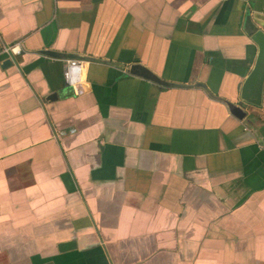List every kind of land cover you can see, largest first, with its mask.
<instances>
[{
    "label": "crops",
    "instance_id": "crops-1",
    "mask_svg": "<svg viewBox=\"0 0 264 264\" xmlns=\"http://www.w3.org/2000/svg\"><path fill=\"white\" fill-rule=\"evenodd\" d=\"M247 16L264 0H0V264H264V141L226 103ZM44 48L123 66L83 60L77 95Z\"/></svg>",
    "mask_w": 264,
    "mask_h": 264
},
{
    "label": "water",
    "instance_id": "water-1",
    "mask_svg": "<svg viewBox=\"0 0 264 264\" xmlns=\"http://www.w3.org/2000/svg\"><path fill=\"white\" fill-rule=\"evenodd\" d=\"M245 31L248 35H250L251 39L255 42L258 47V55L256 58L255 66L251 73L248 75L246 80L243 83L241 89V95L238 101L227 100L226 103L230 110V113L234 115L236 118L245 121L256 133L258 137L263 139L264 141V123L258 124L256 119L257 117L254 115H250L248 112L249 106H262L263 100V91H264V30L260 29L252 19L247 16L245 22ZM40 54H43L48 57L56 58V59H79L85 61H95L101 63H108L115 66H123L115 61H111L108 59H102L98 57H93L90 55H84L79 53H68L55 51L52 49H41L39 51ZM13 64V61L8 58L4 61L3 67H9ZM127 72L147 79L149 81L155 82L164 86H182L184 84L174 83L167 81L160 77L155 71H153L149 66L145 65L142 62H134L129 65L127 68ZM193 86L201 87L205 89L210 95L213 96L212 92L207 88L204 83H195ZM57 98L56 93H53L49 99L54 100Z\"/></svg>",
    "mask_w": 264,
    "mask_h": 264
},
{
    "label": "built area",
    "instance_id": "built-area-1",
    "mask_svg": "<svg viewBox=\"0 0 264 264\" xmlns=\"http://www.w3.org/2000/svg\"><path fill=\"white\" fill-rule=\"evenodd\" d=\"M3 53L8 56H16L23 53V45L21 42L7 44L2 49ZM86 66L83 60L67 59L64 71L65 81L71 85L77 95L84 93L83 87L85 81Z\"/></svg>",
    "mask_w": 264,
    "mask_h": 264
}]
</instances>
